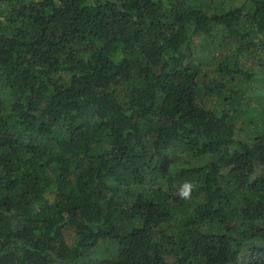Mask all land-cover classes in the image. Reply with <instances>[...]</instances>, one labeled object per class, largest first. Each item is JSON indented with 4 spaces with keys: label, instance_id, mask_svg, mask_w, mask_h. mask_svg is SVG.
Masks as SVG:
<instances>
[{
    "label": "trees",
    "instance_id": "16d2710c",
    "mask_svg": "<svg viewBox=\"0 0 264 264\" xmlns=\"http://www.w3.org/2000/svg\"><path fill=\"white\" fill-rule=\"evenodd\" d=\"M221 1L0 0V264H264V0Z\"/></svg>",
    "mask_w": 264,
    "mask_h": 264
},
{
    "label": "clouds",
    "instance_id": "9594fccd",
    "mask_svg": "<svg viewBox=\"0 0 264 264\" xmlns=\"http://www.w3.org/2000/svg\"><path fill=\"white\" fill-rule=\"evenodd\" d=\"M195 185L190 180L182 181L177 187L176 192L181 200H190L194 191Z\"/></svg>",
    "mask_w": 264,
    "mask_h": 264
},
{
    "label": "rangeland",
    "instance_id": "374dc122",
    "mask_svg": "<svg viewBox=\"0 0 264 264\" xmlns=\"http://www.w3.org/2000/svg\"><path fill=\"white\" fill-rule=\"evenodd\" d=\"M234 4H236V2H232L231 0H225V1H221V5H222V7H228V6H233ZM203 37H199L198 39H196V42H195V48L197 49V48H199L200 47V45H201V43L203 42ZM249 62V61H248ZM248 62H245L244 63V65H243V67L244 68H249V69H254V70H256V66H253V65H251L250 63H248ZM50 200H53V196H51L50 197Z\"/></svg>",
    "mask_w": 264,
    "mask_h": 264
}]
</instances>
